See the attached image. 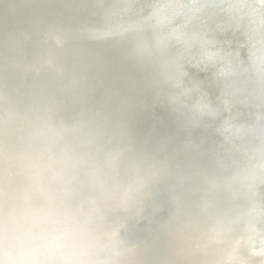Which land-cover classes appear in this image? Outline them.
<instances>
[{
    "label": "water",
    "instance_id": "95a60500",
    "mask_svg": "<svg viewBox=\"0 0 264 264\" xmlns=\"http://www.w3.org/2000/svg\"><path fill=\"white\" fill-rule=\"evenodd\" d=\"M257 1L261 4L264 0ZM74 4H71V6ZM167 9L168 11L171 10L169 7ZM175 10L170 18L162 20L171 21L183 16V14L179 13L180 9ZM62 13L64 12H61L60 18H56V21L42 23L44 25H34L31 30L21 35L19 33L11 35V41L16 46L18 55L6 54L0 58V62H3L0 64V71L3 72L0 74V97L6 100L7 97H15L19 90L29 89L31 93L28 94L29 96L26 100L33 101L30 104L31 107L27 110L21 111L24 107L17 104L14 108L12 105L7 106L0 112V137L8 136L11 138V141H8L7 144L2 142L0 144V179L3 175L5 179H10L6 182L4 180L0 182V215H3L9 221H14L17 218L12 216L13 212L21 213L22 215L35 214L44 217L54 230L69 227H58L57 223L61 220H77L71 227L79 231L81 240L72 249L59 253V258L64 264H243L241 261L242 256L246 253L249 254L253 250L264 256L263 199L256 200L251 198L254 200H246L237 198L234 195L232 197L230 195L224 196L204 192L188 180L194 176L196 178L200 174L199 162L182 157L174 158L173 163L159 168L158 171L156 169L153 170L155 162L148 164L151 169L144 176L136 178L128 171V165H130L131 160L112 163L113 158H109L110 153L107 151V142L110 140L115 126L121 123V117H115V121L106 127L96 130L97 134H89L90 122L96 117V113L86 112V110L81 109V99H79L84 96V92L85 94H92L87 88L85 90L83 88L80 94L76 86L77 91H73V94L79 93L77 95L78 100L66 97L67 95L63 91L65 86L63 85H58L54 89V93H57L54 96L38 97L39 93L45 91V87L42 85L45 81L50 79L62 80L60 77H63V75L54 68L56 66L59 67V64L56 60H51V57L61 43L73 40L72 35L76 31L75 26L79 22V18H81L78 13ZM196 13L202 14L200 11H196ZM11 18L16 21V17L11 16ZM190 21L187 20L184 23V27L178 30L168 26L166 23L162 33L167 34L171 40L172 38L178 39L188 33L185 28L191 27ZM213 24H211V28ZM219 27L221 29L223 25L221 24ZM129 33L130 31L127 34ZM102 40L98 36H94L90 41L97 44L100 50L90 46V51L88 52V47H85L87 50L84 52V56L71 55L70 53L64 58L70 64L73 62L77 64L73 74L68 71L69 74L66 75V78L73 76L72 78H67L68 81L73 80L76 77L75 75L79 73L83 74V76H93L91 78L98 85L93 86L98 88L94 92L96 96L98 95L97 97H101L103 93L106 94V92H111L116 88H120L121 92L124 93L114 103L110 104L109 107L112 109L107 113L106 110L104 115L99 118L100 121L105 122L107 115L113 116L112 114L118 113L116 112L119 109L117 102L123 104L125 101L134 98V94L129 92L131 89L149 84L148 87L153 90L143 100L145 101V108L141 110L144 114L142 121L145 122L147 127L154 126L153 128L161 127L166 129L171 126L175 128L180 124V130H189L192 126H195L196 130H201L202 128L205 132L204 134L216 141V146L221 147L224 156L227 153H231L234 155V162L240 164L236 171L233 172L235 180H254L253 183L256 180L257 182L264 181V146L262 145V150L260 148V143H263V140L257 138L253 125H248L251 122L253 124L258 123L264 117V102L259 100L258 96L244 97L251 104H255V109L260 111L257 113L259 116L254 117L252 107L247 106L246 111L249 112V116L245 113L248 121L245 125L243 123L244 118L242 117V121H240V114L234 108L231 100L224 98L227 95L223 93V89L207 85L216 80L193 81L194 83L191 85H186V81L181 82L180 85H172L166 81H159L161 83L153 84L151 82L157 73L163 75L164 78L162 79L173 82L171 78H175L174 76L184 75L180 70L181 67H176L177 64H175L176 73L174 76H170L168 72L161 71L167 65L159 64L158 61L161 62V60L156 61L153 58H149L142 61L141 59H133V57L129 56L130 52L128 55L117 56L112 53L121 49L118 46H131V49H147L156 44L164 45L162 41L158 40V37L147 36L131 44L129 41L121 43L114 40L102 42ZM4 42L7 43V41ZM82 45L84 44L74 45L72 53H76L74 51L79 50ZM163 50L166 51L165 53L170 60H175L174 55L182 57V54L171 50L170 47L163 48ZM191 51L192 53L195 51L194 53L197 54L201 52L200 57L206 59L205 52L196 49ZM101 54L109 55L108 59L110 61L107 60L102 65L96 63L90 69L91 63L86 64V58ZM133 54L137 55L136 52H133ZM226 55V53H223L219 59L226 60ZM31 58L36 62L44 60L37 70H31L32 67H36V65H31ZM49 59L51 61H48ZM121 59L122 61L120 62L119 60ZM20 61L30 65L24 67L23 70L19 68V72L28 71L23 78L29 79L32 76V72L44 70L45 67H49L47 71L52 69V78L47 79V77L44 78V74H40L43 76V81L41 80L39 84L33 85V82H28L26 85L7 86L6 83L10 84L11 82L10 75H6L4 72L13 75L18 70L17 62L19 63ZM190 68H192V71L188 72L187 75L185 74L188 82H190L189 79L193 75L199 76L202 71H206L209 65L204 63L202 66H198L194 63L191 64ZM250 69L255 78L260 75L259 73H262L259 67ZM33 78L39 79L37 76ZM144 80H150V83H143ZM219 92L221 93L219 97L213 96L214 93ZM69 95H72V93ZM228 95L233 96L234 93H229ZM104 98L101 97V99ZM57 99H64L62 101H64L67 108L75 114L77 118L76 127L65 126L63 117L52 118L51 120L49 112H44L40 119L46 130L44 134H26L29 125L36 122L34 121L36 119L34 117L36 109L41 106L45 108V106L56 104L59 101ZM133 102L141 101L136 100ZM112 105L116 107L113 108L114 106ZM121 106L128 107L127 103ZM131 109L129 108V110ZM224 109L232 110L236 118L235 128L229 133L227 126L224 125L218 116ZM56 112L57 115L62 116L60 110ZM260 113L262 117H260ZM21 122H25V124H21ZM175 122H178V124L173 126ZM111 129L113 130L111 131ZM259 129H262V127L260 126ZM226 132L230 135L227 140L223 136ZM73 136L78 138V143L68 146L71 148L65 152L67 154L73 150H83L81 158L77 159L71 156L67 158L69 155L67 154V161L64 162L63 159L52 155L51 143L57 145L58 142L70 141ZM249 136H253V138L250 139ZM157 137L156 140L158 142L161 138L159 135ZM255 137L257 142L254 140ZM111 142L115 145L121 143L117 137L112 138ZM41 144L46 145V147L41 152H38L37 148ZM124 146L125 152L132 150L131 146L127 144H124ZM103 154L107 156V162H110L105 165H98L94 169V166L97 165L95 164L96 159ZM23 161H26V163H23ZM78 164H81L90 173L89 178L91 174L96 173L98 181H94L89 188L80 190L82 191L80 199L70 195L73 199L72 197H67L66 193L69 189L74 188L76 180L72 168H75ZM9 170L14 172V175L12 174L10 178L8 176ZM153 171H156V173ZM166 176L173 181L172 184L163 181L162 178ZM11 178L15 179L12 181ZM115 187L124 189L109 196L107 209L113 210V213L110 214L108 222L91 225V222L101 221V217H93L88 222L80 220L85 206H90L92 201L101 195L103 191L113 192ZM179 188H181L182 192L184 191V195L179 194ZM165 191H168L167 198L173 200L176 203V208L180 212H184V215L188 217V223L196 230L195 234L199 235L207 243L211 242L210 247H214L213 251L203 256L197 255L198 251L203 250L201 248L202 245L199 243L193 247L191 242L184 243V241L187 242V236L185 235L186 228L181 219L177 215L170 217L159 216L158 209L153 206L152 197L156 194L161 199V195ZM138 193L142 194L141 197ZM136 194H138L141 208L136 209L137 212L130 211L129 215V210L127 209L130 205H128V202L130 203L132 196ZM201 220L208 224L207 228L200 226L199 222ZM149 224L150 228L146 231L144 227L146 228V225L149 226ZM136 227L144 229L139 243L148 240L144 239V237L150 239L157 237L161 233L160 227L171 228L178 234V237L164 238L166 240H159L157 237L154 240L156 248L147 251L139 249V252L135 253V256L138 257L136 258L131 253L135 244L134 231ZM211 230L220 235L214 236ZM173 240L176 242L173 243ZM178 240H182L184 244L177 243ZM169 244L175 246L178 244V247L176 253H172V256L168 259L165 253L171 252L166 248ZM235 246L238 249V253L233 250ZM0 259H3L6 264L10 259L7 246L0 250Z\"/></svg>",
    "mask_w": 264,
    "mask_h": 264
},
{
    "label": "bare ground",
    "instance_id": "6f19581e",
    "mask_svg": "<svg viewBox=\"0 0 264 264\" xmlns=\"http://www.w3.org/2000/svg\"><path fill=\"white\" fill-rule=\"evenodd\" d=\"M71 4L74 5L71 6ZM168 7L171 9L170 11H168ZM175 9H180L179 13L183 14V16L172 19L171 21L162 20L170 18L176 11ZM196 11H200L202 14L196 13ZM61 12L68 14L78 13L81 18H79V22L75 26L76 31L72 35L73 40L61 43L55 54L51 57V60H56L59 64V67L56 66L54 68H56V71L61 72L63 77L60 78H62V80L50 79L45 81L44 84H42L45 87V91L39 93L38 97L43 96L42 98H45L50 95L54 96L57 94L54 93V89L57 88L58 85H63L65 86V90L63 91L67 95L66 97L78 100L77 95H79V93L81 94L83 88L84 90L87 88L92 94H85L84 92V96L79 99H81V109L86 110V112L96 113V117L90 122V128L88 130L89 134H97L96 130L106 127L108 124L115 121V117H121V123L118 126L116 125L114 130L111 129L113 132L110 140L107 142V151L110 153L109 158H113L112 163L120 162L122 160H131L129 163L130 165H128V171L136 178L144 176L147 171L151 169L148 164H152L153 162H155L153 170L156 169V171H158L159 168L173 163L174 158H188L199 162L201 172L196 178L194 176L186 179L190 180L191 184L200 188L204 192L224 196L234 195L237 198L246 200H264V181L257 182L256 180L253 183L254 180H235L233 172L236 171L240 164L234 162L233 154L227 153L224 156L221 147L216 146V141L205 135L202 128L201 130H196L195 126H192L189 130H180V124L177 125L178 122L173 124V126L177 125L175 128L172 126L166 129H162L161 127L153 128L154 126L147 127L145 122L142 121L144 114L141 110L145 108V101L143 100L147 97L149 92L153 90L148 87L149 84L131 89L129 92L130 94H134V98L125 101L123 104L117 102L119 109L116 112L118 113L112 114L113 116L106 114L107 120L105 122L100 121L99 118L104 115L105 111L107 110V113L112 109L109 107L110 104L114 103L117 98L121 97V94L124 93L121 92L120 88H116L111 91L112 93L110 91L106 92V94L103 93L101 97L105 98L101 99V97H97L98 95L96 96V94H94L98 88L93 86L98 85H96L95 80L91 78L93 76H83V74L77 73L73 80L68 81L67 78L69 79L73 77L66 78V75L69 74L68 71L73 74L74 70L77 68V64L75 62L70 64L64 59L67 54L70 53L71 55L84 56V52L87 50L85 47H88V52L90 51V46L99 49L97 44L90 42L94 36L103 39L102 42L114 40L123 43L129 41L130 44L136 40L144 39L147 36L158 37V40L162 41V44L164 45L156 44L147 49H131V46H118L121 49L113 51L112 53L117 56L123 54L128 55L130 52L129 56L133 57L135 60L141 59L144 61L149 58H153L156 61L161 60L164 64L158 61L159 64H167L166 67L164 66L165 68L161 69V71L168 72L170 76L175 75L176 67H181L180 70L184 75L174 76L175 78H171V81L173 82L162 79L164 78L163 75L157 73L151 82L153 84L166 81L172 85H180L181 82L186 81V85H191L198 81L204 82L208 80H216L207 85L221 87L223 93L227 96H229V93H234L233 96H225L224 98L231 100L234 108L240 114V121H242L243 117V123L246 125L248 121L245 113L249 116V112L246 111L247 106L252 107L254 117H258L259 114L257 113L260 111L255 109V104H251L250 101L244 99V97L256 95L259 100L264 102V1L260 4L257 0H0V58L6 54L18 55L17 48L11 41V35L17 33L21 35L24 34V32L27 33L34 25L49 23V21H53L58 17L60 18L59 15ZM11 16L16 17V21H14ZM187 20H191L190 22L192 25L189 28H185L188 32L186 35L178 39L172 38L171 40L167 34L165 35L162 33L166 23L168 26L178 30L181 27H184V23ZM212 23L214 24L211 28ZM221 24L223 25V28L220 29L219 26ZM229 29L233 30L230 31ZM129 31L130 33L127 34ZM125 34H127V36H125ZM4 41H7V43ZM167 42L170 43L167 44ZM76 44L84 45H82L79 50L74 51L76 53H72V48ZM167 47L182 54V57L174 55L175 60H170L165 53L166 51L163 50V48ZM193 49L205 52L206 59L200 57L201 52H198L197 54L194 53V51L192 53L191 50ZM62 51L65 52L63 53ZM133 52H136L137 55H134ZM223 53L227 54L226 60L219 59ZM108 56L109 55L106 54L89 56L86 58V64H89L90 62L91 69L96 63L102 65L105 61H110ZM21 59L23 60V58ZM51 60L49 59L48 61ZM30 61L32 66L36 65V67H32L31 70H37L44 60L36 62L31 58ZM119 61L121 62L122 59ZM1 63L3 62H0V64ZM194 63L198 66H202L206 63L209 65V68L206 71H202L199 76L193 75L189 79L190 82H188L185 74L187 75L188 72L192 71L190 66ZM175 64H177L176 67H174ZM28 66L30 65L24 63V61H20L19 63L17 62L18 70L14 72L13 75L4 72L6 75H10L11 82L10 84L6 83L7 86H15L17 84L26 85L28 82H33V85L39 84L41 80L43 81V76L40 74H44V78H52V69L47 71L49 67H45L44 70L41 69L38 72H32V76H29V79H25L23 77H25L26 72L28 71L23 72V74L22 71L19 72V68L23 70L24 67ZM254 67H259L262 71V73H259L260 75L257 77L258 79L253 76L252 70L250 69ZM2 73L3 72L0 71V74ZM36 76L39 79L33 78ZM144 82L150 83V80H144L143 83ZM76 86L79 89V93L74 95L73 91H77ZM30 93L31 91L29 89H23L19 90L13 98L7 97L6 100H3L0 97V112H2L1 110L5 109V107L7 108V106L12 105L14 108L17 104L24 107L21 111L27 110L31 107L30 104L33 103V101L26 100ZM71 93L72 95H69ZM223 93L222 95H224ZM219 95H221L220 92L213 94L214 97H219ZM96 98L98 99L95 100ZM57 100L59 101H57L56 104L45 106V108L41 106L36 109L34 115L36 118L34 121L36 122L29 125L26 134H44L46 130L41 122L42 120H40L44 115V112H49L51 120L52 118L63 117L65 126L70 128L76 127L77 123L75 122L77 118L75 114L67 108L64 101H62L64 99ZM136 100L141 102H133ZM126 103L128 107L121 106ZM115 107L116 106L113 108ZM154 107L156 108V106ZM129 108L132 109L129 110ZM58 110H60L62 116L57 115L56 111ZM126 111L127 113H125ZM218 116L224 125L227 126L228 133L234 130L236 118L232 110L224 109ZM260 117H262L261 113ZM262 119L255 124L252 122L248 123V125L252 124L253 129L256 130L255 134H257V138L263 140V143H260L261 150L263 149L262 145L264 146V117ZM148 123L150 122L148 121ZM21 124H25V122H21ZM260 126L262 129H259ZM9 129H7V131L10 132ZM228 133L226 132L223 134V136L226 137V140L230 138ZM157 135L161 138L158 142L156 140V138H158ZM115 137L121 141L120 144H112L113 142H111V140ZM249 138L252 139L253 136H249ZM257 138L255 137L254 139L256 142ZM8 141H11V138L8 136L3 138L0 137V144L1 142L7 144ZM77 143L78 138L76 136H73L70 141L65 140L64 142H58L57 145L51 143L50 147L52 148L51 152L53 151L52 155H55L56 158L63 159L64 162L67 161V154H69L67 158L71 156L79 159L81 158V155H83V150H73L66 154L71 148L68 146H72L73 144L76 145ZM124 144L131 146L132 150L130 152H125ZM45 147L46 145L44 146L41 144L37 148V151L41 152ZM150 153L151 155H149ZM109 162L110 161L107 162V156L105 154L100 155L96 159L95 164L97 165L94 166V169L98 165H105ZM23 163H26V161H23ZM72 170L75 175L74 178L76 183L74 184V188L68 190L66 196L70 198L74 196L75 198L80 199V193L82 192L80 190L87 189L94 183V181H98L96 178L97 174H91L89 178L90 173H88L81 164H78L75 168H72ZM156 171L153 172L156 173ZM12 174L14 175V172L9 170V178ZM14 179L15 178H11L12 181ZM162 179L169 184L173 183L168 176ZM2 180L6 182L10 179H5L3 175L0 182H2ZM114 189L115 190L111 193L103 191L101 195L92 201L90 206H85L82 210L83 216L80 217V220L88 222L93 217H101V221L97 220L96 222H91V225L108 222L110 214L113 213V210L107 209L109 196L114 192L120 190L123 191L124 188L120 189L115 187ZM178 192L179 194L184 195V191L182 192L181 188L178 189ZM138 194L132 196L130 203L127 201L128 205H130L127 209L129 210V215L130 211L137 212L136 209L141 208ZM141 195L142 194L140 193L139 196L141 197ZM167 197L168 191L163 192L161 199L156 194L152 197L153 206L158 209L159 216L170 217L172 215H177L181 219L186 228L185 235L187 236V242L184 241V243L187 244L188 242H191L193 247L199 243L202 245L201 248L203 250L198 251L197 255L203 256L204 254L213 251L214 247H210L211 242L207 243L199 237V235L195 234L196 230L190 223H188V217L184 215V212H180L176 208V203L173 200H170ZM13 213L12 216H15L17 219L23 216L21 213ZM0 217H3V215H0ZM75 221L73 219L61 220L57 223V226H71L75 224ZM199 223L200 226L204 228L208 227V224L205 221L201 220ZM148 228H150V224L149 226L146 225V228L144 227L146 231ZM144 229H142V227H136L134 231L135 244L131 253L136 258L138 257L135 256V253L139 252V249L147 251L156 248V243L154 242L155 238L158 237L157 239L159 240H166L164 238L178 237V234L171 228L160 227L161 233L158 234L157 237L153 239L144 237V239L148 240L139 243ZM211 233L214 236L220 235L213 230H211ZM174 242L176 241L173 240V243ZM177 243H183V241L178 240ZM177 247L178 244H176V246L169 244L166 248L171 252L165 253V256L169 259L172 256V253H176ZM233 250L238 253L236 246ZM256 252L253 250L249 254H244L241 258L242 263L264 264V256H261Z\"/></svg>",
    "mask_w": 264,
    "mask_h": 264
},
{
    "label": "clouds",
    "instance_id": "9594fccd",
    "mask_svg": "<svg viewBox=\"0 0 264 264\" xmlns=\"http://www.w3.org/2000/svg\"><path fill=\"white\" fill-rule=\"evenodd\" d=\"M81 240L71 226L54 230L41 216L23 215L14 221L0 217V250L7 246V264H64L59 253L66 252ZM0 264H6L0 259Z\"/></svg>",
    "mask_w": 264,
    "mask_h": 264
}]
</instances>
